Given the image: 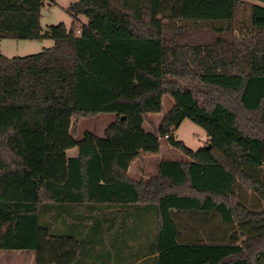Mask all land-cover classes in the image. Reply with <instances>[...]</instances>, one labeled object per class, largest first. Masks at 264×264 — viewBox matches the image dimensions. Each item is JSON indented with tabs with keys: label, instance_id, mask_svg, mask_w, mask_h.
Instances as JSON below:
<instances>
[{
	"label": "trees",
	"instance_id": "trees-1",
	"mask_svg": "<svg viewBox=\"0 0 264 264\" xmlns=\"http://www.w3.org/2000/svg\"><path fill=\"white\" fill-rule=\"evenodd\" d=\"M252 1L77 0L70 30H45L44 0H0V41L54 40L36 54L0 51V250L81 260L85 241L68 235L61 253L57 227L87 226L79 215L91 209L96 227L154 222L155 264H264V0ZM166 95L174 107L147 130ZM99 113L116 114L104 136L75 138L74 120ZM186 118L210 148L175 139ZM166 135L187 159L130 177ZM107 208L124 218L102 217Z\"/></svg>",
	"mask_w": 264,
	"mask_h": 264
},
{
	"label": "crops",
	"instance_id": "crops-1",
	"mask_svg": "<svg viewBox=\"0 0 264 264\" xmlns=\"http://www.w3.org/2000/svg\"><path fill=\"white\" fill-rule=\"evenodd\" d=\"M78 152L79 149L74 147L67 150V155L69 157L77 156ZM162 160L167 159H161L160 157H156V155H144L141 158L135 159L131 163L128 169V174L133 179H148L150 176L157 175L158 165ZM78 213V211L71 213L70 218H72L71 220H68V223H78L73 219L78 217ZM97 215L98 213L96 210L92 211L91 209H84L81 211V215L79 216L90 219L87 226H68L65 222H63L65 225L60 224L57 227L61 234H65V237H61L59 239V249L61 253L65 252L64 250H66L68 235L73 236L75 239L85 241L86 246L84 247V250H90V253L84 256L81 260H76L77 258H75L71 261L69 258L63 257L62 261H60V264H128L130 257L135 253H141L140 258H137V260L130 264H155L153 256L146 255L147 250H151L156 247L154 245L156 239V227L154 226V222L151 224L149 223V225L142 224L139 226H134V224H125V226H119L118 224L107 226L106 222L104 221L105 226H92L91 217L96 218ZM124 215L125 212H114L112 208H107L106 211L101 212V216L107 219L116 216L123 219ZM142 216L148 219H150L149 217H152L150 212L142 214ZM145 223L147 222L145 221ZM99 232L102 233L99 234ZM98 251L105 254L104 259L99 257ZM16 252L22 254L23 250H16ZM143 252H145V254H142ZM153 255L155 256L156 254ZM29 257L34 259L36 257V252L32 251Z\"/></svg>",
	"mask_w": 264,
	"mask_h": 264
},
{
	"label": "rangeland",
	"instance_id": "rangeland-1",
	"mask_svg": "<svg viewBox=\"0 0 264 264\" xmlns=\"http://www.w3.org/2000/svg\"><path fill=\"white\" fill-rule=\"evenodd\" d=\"M77 0H44L42 7L41 24L46 30L48 25L63 23L70 30L73 26L74 18L68 12V7ZM253 2L252 0H247ZM264 4V3H262ZM80 25L87 23L85 15H79ZM54 40L39 39H13L6 38L0 41V51L7 57L26 56L36 54L44 48L52 47ZM175 101L169 96L164 97V110L161 113L149 115L150 123H146L148 130L158 127L162 118L174 107ZM116 120L115 113H99L96 116L81 117L75 119L72 126V133L75 138L81 139L86 131H91L99 137H103L108 126ZM152 123V125H151ZM175 139L183 141L189 148L198 150L209 142L206 130L190 118H186L179 128L173 132ZM156 157L167 160H186L187 157L177 148L170 145L165 137H161V152ZM32 251L23 250L22 254L16 250H0V264H38L37 257H29Z\"/></svg>",
	"mask_w": 264,
	"mask_h": 264
},
{
	"label": "water",
	"instance_id": "water-1",
	"mask_svg": "<svg viewBox=\"0 0 264 264\" xmlns=\"http://www.w3.org/2000/svg\"><path fill=\"white\" fill-rule=\"evenodd\" d=\"M206 147L210 148L211 147V142L209 141V143L206 144Z\"/></svg>",
	"mask_w": 264,
	"mask_h": 264
},
{
	"label": "built area",
	"instance_id": "built-area-1",
	"mask_svg": "<svg viewBox=\"0 0 264 264\" xmlns=\"http://www.w3.org/2000/svg\"><path fill=\"white\" fill-rule=\"evenodd\" d=\"M169 135H166L165 138H168Z\"/></svg>",
	"mask_w": 264,
	"mask_h": 264
}]
</instances>
